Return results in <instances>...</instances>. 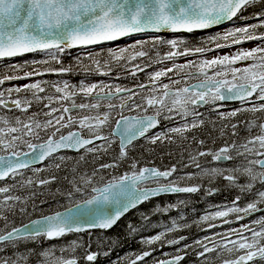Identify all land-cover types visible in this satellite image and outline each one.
<instances>
[{"label":"snow or ice","instance_id":"obj_1","mask_svg":"<svg viewBox=\"0 0 264 264\" xmlns=\"http://www.w3.org/2000/svg\"><path fill=\"white\" fill-rule=\"evenodd\" d=\"M256 8L259 10L244 15ZM236 20L256 22L210 35L202 42L207 46L188 47L183 38L164 39L159 35L234 25ZM261 29H264V0H0V61L29 54L43 57L3 65L0 72V108L20 113L12 118L7 113L0 114V264H79V249H84L83 260L93 264L99 253L91 251L90 244L85 248L82 238L59 247H45V243L69 234L109 229L130 209L161 195L197 194L203 190L206 196H212L219 191L212 186L218 180L225 181L226 187L237 189L240 194L230 205H211L195 223L206 224L205 230L234 223L239 226L213 232L193 244L178 247L175 253H164L167 258L156 259L153 264H181L185 258L181 253L188 248L199 249L195 254L201 264L217 261L264 264V215L243 223L257 213H264V116L257 115L264 114V31ZM137 34L153 35L124 47H108L106 53L103 49L95 51V46ZM252 41L257 45L251 49L237 48L207 58L215 51ZM159 45L168 48L162 55ZM72 49L86 53L75 57L85 73L79 84L36 79L2 87L6 82L46 73H71L73 69L64 67L61 57ZM181 58L183 63L178 62ZM84 60L90 63L84 64ZM165 62L171 66L150 72L145 82H136L131 87L104 80L87 82L92 75L109 77L115 68L127 71L135 81L137 73ZM53 64L60 67H52ZM49 88L51 94L41 95ZM228 101H239L241 106L222 111L223 102ZM39 105L43 107L32 111ZM208 105L218 113L221 122L228 121L220 128V138L229 139L219 147H205V140L192 137L189 147L195 143L197 148L188 152V163L182 167L178 164L163 169L140 166L138 160L131 159L124 172L108 171L129 160L128 150L138 139L145 138L152 145L188 140V133L205 123L200 109ZM133 112L136 114L132 115ZM243 113L251 114V118L232 122ZM162 121L175 122L176 126L149 136ZM105 128L109 129L107 135ZM117 138L119 154L109 162H101ZM81 150L83 154L78 157L59 155L61 151L80 153ZM89 155L94 166L90 173L82 172L81 165L89 162ZM207 157L211 158L210 163L229 161L233 166L201 164L200 159ZM46 161L51 163L36 167ZM188 168L196 171H186ZM62 169L71 179L64 176L69 187L66 191L57 188L56 194L66 204L19 225L9 218L17 212L29 216L35 213L38 205L32 189L53 184L58 179L56 173ZM27 171L33 175L26 176ZM46 171L51 174L40 178ZM178 172L182 174L177 175ZM9 180L12 183H7ZM205 180L207 188L203 185ZM15 189L28 190V194H10ZM246 195L253 198L241 207L239 201ZM187 203L178 199L163 206L157 204L152 212L166 214ZM213 208L216 210L212 211ZM142 219L147 227L149 217L142 215ZM183 220L181 212L169 223L156 225L163 230L142 237L140 243L149 248L158 243L161 247L179 245L186 236L168 237L191 227L182 223ZM129 229L132 233L141 230L131 224ZM224 253L228 258H224ZM151 255V251L135 254L129 264H137Z\"/></svg>","mask_w":264,"mask_h":264},{"label":"trees","instance_id":"obj_2","mask_svg":"<svg viewBox=\"0 0 264 264\" xmlns=\"http://www.w3.org/2000/svg\"><path fill=\"white\" fill-rule=\"evenodd\" d=\"M259 10L256 9H249L244 14H251L253 11ZM153 34H143L140 35L134 39H141L144 37H151ZM164 39H168V37H171V35L167 33H160L159 34ZM133 39V40H134ZM194 39H199L194 36ZM122 40L120 42L116 43H106L102 46H97L96 49H100L97 51H101L102 49L106 53V48L108 47H117V45L122 44ZM201 40H198L194 42V40L190 39L188 45L190 47L194 46H206L202 45ZM127 46V45H126ZM158 50L161 54L166 52L167 46L158 47ZM75 50H71L69 54H66L61 57L62 65L64 67H71L73 69L72 77L75 79L71 82L76 81V73L81 72L82 69L80 66H78L75 62L76 57ZM152 55H155V52L152 53ZM84 64H89L90 62L87 60H84ZM55 65V64H54ZM60 67V65H57ZM160 65L153 64L150 68H145L143 73H137L136 80L134 81L131 76L128 74L127 71L121 70L119 68L113 69V76L114 77H98L96 75L89 76L91 79L96 80H104L105 82H108L109 79H114V83H118L121 85L130 86L131 83L141 82L146 80L148 74L150 72H154L157 70H160ZM149 72V73H146ZM117 73H120L119 78H117ZM82 76H85L82 75ZM262 115L264 114H257ZM251 117V114L249 113H243L238 118L234 119L232 122L235 123L236 120H245ZM215 122V124H213ZM223 123H228V121L221 122L218 117H214L212 121L207 122V124L194 129L192 132L188 134V140L186 141H180L179 139H176L175 143L169 144L165 142L164 144L157 143L156 145L149 144L147 140L141 139L133 144L131 148L128 150L129 160L123 162L121 166L116 170H108L109 172H112L113 174H120L127 170L129 163L131 162V159H136L139 161V164H151L156 165L160 168L164 167H170L172 164H178L183 165L181 163V160L185 159L188 162V157L185 156L186 151L188 149L195 150L197 148V145L195 143L191 144V147H187V141H191L192 137H195L197 140H205L206 145L205 147L209 148H216L219 147L221 144L224 143L225 139H229L228 136H225L223 139L220 138V128L222 127ZM165 130V129H164ZM241 135H246L245 133H241ZM213 141H215V144H213ZM83 154V152L77 153V154H70L71 157H78L79 155ZM119 154L117 145L115 142L113 143L112 149L108 152L107 155H105L102 158L101 162H109L113 157L117 156ZM183 154V156H182ZM202 159H200V163H202ZM88 163H84L81 165V171L87 170L89 173L91 172L92 167L94 166L91 162L93 160V157L89 155L87 157ZM185 164V163H184ZM51 174L50 171H46L40 174V178H44L45 176H49ZM58 176L57 181H55L53 184L49 186L44 187H34L32 190L36 192V198L35 203L38 205L37 211L33 213L31 216L28 214H20L17 212V214L14 217H9L10 219H13L17 225L24 223L25 221L29 220L32 217H36L40 215L41 213L47 214L51 211L58 210V206L61 204H66L67 201L56 194V189L60 188L62 191H66L68 189L67 182L63 179L64 176H68L69 179H71V175L66 170H61L60 172L56 173ZM107 177V173H105ZM222 180L216 181L212 186L217 188L218 182ZM198 182V181H194ZM204 188H207L208 182L205 180L203 182ZM14 195H27L28 190H20L15 189L13 192ZM179 198L175 199V195H161L159 197H155L149 201H146L142 204H140L135 209L129 211L127 214H125L121 219H119L116 224L108 230H91V232H85L82 233L79 236H74V239L82 238L84 241V244L88 246L91 245L90 250L98 252L99 255L97 257V260L93 262V264H113L114 261H119V264H129L130 259L135 258V254H141L143 251H151L152 255L149 257H146L144 261H138L137 264L140 263H147L148 259L151 261H154L157 258H160L164 256L163 254L168 251L170 248H173V246H167L164 245L161 247V245L154 244L151 246V248L143 245L140 243L142 237H150L152 235L157 234L159 231L163 230L162 227H155L156 225H164L169 223L170 219L173 217H178L180 213L182 212L184 215V220L182 223H186L191 225V227L184 228L181 231H177L173 234H171L168 238H178L179 236H186L187 239L183 242L185 244H193V242L197 239H201L202 237L206 236L204 225L200 224L197 225L195 221L199 219L201 216L200 214L204 210V207L206 205V199L210 201V204L213 205L216 202L217 192L212 196H206L204 191L197 194H179ZM167 197V198H166ZM178 199L180 200H187L188 203L184 206H181L180 209L173 210L169 213H156L153 214L152 210L154 207L159 204L161 206L169 203V202H175ZM40 201H46V203L41 204ZM31 201L28 204V211L29 213L32 212L31 207ZM186 214V216H185ZM142 215H147L149 217L147 221V227H144L145 221L142 219ZM133 225L137 227L138 229H141L140 231H137L136 233L130 232L129 225ZM91 237V238H90ZM199 249L197 248H188L184 252V260L181 261V264H201V261L196 256V251ZM104 253H108L105 255ZM83 251L81 250L80 255L82 256ZM154 255V256H153ZM213 257L215 254H211ZM82 264V263H80ZM87 264V262L85 263Z\"/></svg>","mask_w":264,"mask_h":264},{"label":"flooded vegetation","instance_id":"obj_3","mask_svg":"<svg viewBox=\"0 0 264 264\" xmlns=\"http://www.w3.org/2000/svg\"><path fill=\"white\" fill-rule=\"evenodd\" d=\"M244 15H247V14H244ZM249 15V14H248ZM251 21L249 20V21H239V23H250ZM253 23H255V22H253ZM230 25H232V23H230L229 25H227L226 27H229ZM217 30H219V29H216V30H214V31H198V32H193V33H188L187 35H186V37L188 38V39H192V40H194L195 42L196 41H198V40H201V41H204V36H206V35H209V34H211V33H213V32H216ZM263 30V29H262ZM261 31V30H260ZM194 36L196 37V38H199V39H194ZM131 40H128V41H124V42H121V43H126V42H130ZM254 42H256V41H254ZM76 52V56L77 55H81V52L80 51H75ZM146 73H149V72H146ZM112 75H113V73H112ZM109 77H114V76H109ZM65 79H67L68 81H72V80H74L75 78L74 77H72L71 78V76H67V77H65ZM72 79V80H71ZM147 79V78H146ZM108 82H110V83H114V79H109V80H107ZM146 80H144V81H141V82H145ZM76 82H78V79L76 78ZM164 82L166 83V82H168L166 79L164 80ZM72 83H74V82H72ZM133 84L134 83H131L130 84V86L129 87H131V86H133ZM77 102H78V99H77ZM219 103V102H218ZM241 105H240V102H234V103H223V106H222V108H221V110L222 111H229V110H232V109H235V108H238V107H240ZM200 111L202 112V113H204V120H205V123L203 124V125H205V124H207V122H209V121H212L213 120V118L214 117H218V113L217 112H215V111H213L212 110V106L211 105H208V106H205V107H203V108H201L200 109ZM5 113H7L8 114V116H9V118H12L13 117V114H15V112L14 113H12V112H7V110H5V109H2V108H0V114H5ZM125 114L127 115V114H129V113H127V112H125ZM132 115H135L136 113H131ZM249 118H251V117H249ZM202 125V126H203ZM173 126H176V123L175 122H172V123H167V124H164V122H161V124L157 127V128H163V129H166V128H168V127H173ZM66 131V130H65ZM108 132H109V129L108 128H106L105 130H104V135H107L108 134ZM154 132H158V130L157 131H153V132H150L149 133V136H151ZM107 133V134H106ZM189 134V133H188ZM137 141H139V140H137ZM137 141H134L133 142V144L135 143V142H137ZM117 139H115V144L117 145ZM133 144L131 145V147L133 146ZM186 146L187 147H189V141H187V144H186ZM117 147H118V145H117ZM130 147V148H131ZM119 150V149H118ZM189 151H192V149H188L187 151H186V154H185V156H187L188 157V152ZM59 155H66V156H70V152L69 151H62V152H60L59 153ZM210 161H211V158L210 157H207V158H203V163L206 165V166H219V167H232L233 166V163L232 162H229V161H224V162H211L210 163ZM184 162H185V164L186 163H188L185 159H184ZM49 163H51V161H46V162H44L41 166H45L46 164H49ZM237 163H239V161H237ZM140 166H156V165H151V164H141ZM181 167H182V165H180ZM156 167H158V166H156ZM161 169H163V168H161ZM195 171L196 169L195 168H188V169H186V171ZM31 173V171H27L26 172V176H28L29 174ZM179 174H182V173H177V175H179ZM244 182V180H243V178L241 179V183H243ZM7 183H10V180L9 181H7ZM0 186H2V185H0ZM257 187H259V185H257ZM217 189H219V191H217V197H216V202L213 204V205H224V204H228V205H230L231 204V202L235 199V197L237 196V195H239L240 193H239V191L237 190V189H232V188H228V187H226V182L225 181H223L222 180V182L221 181H219L218 182V187H217ZM14 192V191H13ZM13 192L12 193H10V194H13ZM165 196H168V195H165ZM167 198V197H166ZM176 198H179V195H175V199ZM253 197H251V196H243L242 197V199L239 201V205L241 206V207H243L245 204L243 203V202H247V201H250L251 199H252ZM209 203H210V201L209 200H207L206 199V205H205V207H204V210L202 211V213L200 214V215H203L204 213H205V211L206 210H208L209 209ZM262 207H264V205H262ZM212 211H215L216 209H211ZM259 215H264V213H257V214H255V215H253V216H251V217H249L248 219H246V221H249V220H251V219H255L256 217H258ZM11 217V216H10ZM230 219H233L234 220V216H231V217H229ZM216 223H219V221H217ZM204 225V230L207 228V225L206 224H203ZM239 226V223H234V224H232V225H222L221 227H218V228H215V229H208V230H205V235L206 236H210L213 232H221V231H224L225 229H227L228 227H238ZM82 234V233H81ZM81 234H69L68 236H66V237H63V238H61V239H59V240H63V241H65L66 243H68V242H70V241H72V240H75L74 239V236H79V235H81ZM59 240H54V241H51V242H46L45 243V247H47V246H51L54 242H56V241H59ZM166 245V244H165ZM30 246H32V245H30ZM85 248H87V246L85 245ZM81 250L83 251V254H84V249H79L78 251H77V255H79V256H81L80 255V252H81ZM170 250V249H169ZM5 255H7V254H9V253H4ZM57 254H59V253H57ZM83 254H82V256H81V259H80V262H79V264L80 263H82V264H85L86 263V261H84L83 260ZM160 258H164L163 256L162 257H160ZM224 258H228L227 257V253H224ZM157 259H159V258H157ZM148 260H150V259H148ZM156 260V259H155ZM257 262H259V261H257ZM218 263H219V261H218ZM140 264H153V261H151V262H147V263H140Z\"/></svg>","mask_w":264,"mask_h":264},{"label":"rangeland","instance_id":"obj_4","mask_svg":"<svg viewBox=\"0 0 264 264\" xmlns=\"http://www.w3.org/2000/svg\"><path fill=\"white\" fill-rule=\"evenodd\" d=\"M253 22H254V20H253L252 22H250V23H253ZM255 22H256V21H255ZM246 24H249V23L235 24V25H231L230 27H232V26L242 27V26H244V25H246ZM226 28H228V27H226ZM226 28H223V29H221V30H219V31H216V32H213V33H211V34H209V35H206V36H204V39L207 38V37L210 36V35H213V34L217 33V32L223 33V32L225 31ZM261 31H264V29H263V30L261 29ZM149 38H150V37H144V38H141V39H149ZM174 38H183V39L187 42L186 37H183V36H175V35H171V37H168V39H174ZM135 40H136V39L131 40L130 42H126V43L119 44V45H117V47H124V46H126V45L131 44V43H134ZM256 45H257V42H254V41H252V42H246V43H243V44H240V45H236V46L231 47V48H225V49L218 50V51H215V52H213V53H210V54L207 56V58L211 59L212 56H214V55H223V54H226V53H231V52L236 51L237 48L251 49V48L255 47ZM162 46H167V45H159L158 47H162ZM187 46L190 47V46L188 45V43H187ZM206 46H207V45H206ZM148 47H151V45H149ZM192 47H194V46H192ZM106 49H107V48H106ZM167 49H168V48H167ZM97 50H100V49H96L95 51H97ZM81 55H86V53H81ZM161 55H162V54H161ZM42 58H43V57H41V56H39V55L33 56V55L29 54V55H27V56H25V57H18V58H12V59H9V60H6V61H0V72L3 71V65L10 64V63H23L24 60L31 61V60H33V59H37V60H39V59H42ZM188 59H196V57H189ZM138 62H139V61H138ZM178 62L183 63V62H184L183 58H181ZM158 65H160V68H159V69H161V68H167V67H170V66H171L170 62H165V63H163V64H158ZM52 67H58V66H57L56 64H55V65L53 64ZM26 70H30V69H26ZM84 74H85V73H84L83 71L76 73V76H77L76 78L78 79V82H76V81H75L74 83H72V82H70V81H69V82L72 83V84H79V82H80L82 79L85 78V76H82V75H84ZM67 76H72V73H65V74H63V75H57V74H55V73H46L45 75L40 76V77H34V78H31V79H25V80H20V81L6 82L5 85H3L2 87L7 88V87H12L13 85H23V84H25V83L34 82V80H36V79L43 80V81H50V82H57V81H64V80L68 81L67 79H65V77H67ZM111 76H113V75H111ZM98 77H101V76H98ZM89 78H90V77H88V79H89ZM97 81H99V80H96V79L87 80V82H89V83H91V82H97ZM51 93H52V89L49 88L48 91H47V93H42L41 95H46V94H51ZM21 95H24V94L22 93ZM77 99H78V103L81 102V100H80L79 97H78ZM42 107H43V105L34 106L33 109H32V111H36L37 108H42ZM2 109H3V108H2ZM5 110H6V109H5ZM45 110H46V109H45ZM19 114H20V113H19L18 111H16L15 114H13V116H14V115H19ZM113 115L115 116V113H113ZM163 122H164V124H167V123H168L167 121H163ZM105 129H106V128H105ZM105 129H104V130H105ZM156 133H157V132H154L152 135H154V134H156ZM181 163H182V164L185 163V162H184V159L181 160ZM201 164H204V163H203V159H202V163H201ZM42 167H43V166H42ZM42 167H41V168H42ZM28 176H32V172H31ZM10 183H12V181H10ZM247 202H249V201H247ZM247 202H243V203L246 204ZM256 218H257V217H256ZM256 218H255V219H256ZM248 222H249V221H246V220L243 221V223H248ZM211 235H212V234H211ZM65 244H67L65 241H63V240H59V241L54 242L52 245H56V246L59 247V246L65 245ZM181 248H182V247H181ZM153 256H154V255H153ZM227 257H228V254H227ZM147 262L149 263V262H151V260H148Z\"/></svg>","mask_w":264,"mask_h":264},{"label":"water","instance_id":"obj_5","mask_svg":"<svg viewBox=\"0 0 264 264\" xmlns=\"http://www.w3.org/2000/svg\"><path fill=\"white\" fill-rule=\"evenodd\" d=\"M224 26V25H223ZM222 26H218V27H213V28H211V29H217V28H221ZM208 30H210V29H208ZM208 30H198V31H208ZM161 33H167V34H173V33H170V32H161ZM176 34H180V33H176ZM140 35H143V34H137L136 36H134V37H131V38H122V39H120V40H126V39H134V38H136V37H138V36H140ZM119 40V41H120ZM232 102H237V101H228V102H224V103H232ZM118 139V138H117ZM118 147H119V140H118ZM72 152H75V151H72ZM37 165H40V164H37ZM36 165V166H37ZM131 210V209H130ZM35 218H37V217H33L32 219H35ZM28 222V221H27ZM27 222H25V223H27Z\"/></svg>","mask_w":264,"mask_h":264}]
</instances>
